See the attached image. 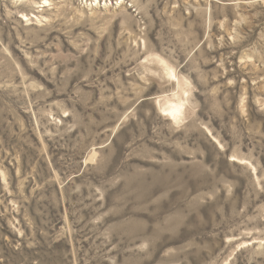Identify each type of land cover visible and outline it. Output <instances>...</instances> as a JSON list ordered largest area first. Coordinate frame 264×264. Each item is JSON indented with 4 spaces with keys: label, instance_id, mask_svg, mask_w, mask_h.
<instances>
[{
    "label": "rangeland",
    "instance_id": "1",
    "mask_svg": "<svg viewBox=\"0 0 264 264\" xmlns=\"http://www.w3.org/2000/svg\"><path fill=\"white\" fill-rule=\"evenodd\" d=\"M40 2L0 0V264H264V0Z\"/></svg>",
    "mask_w": 264,
    "mask_h": 264
},
{
    "label": "bare ground",
    "instance_id": "2",
    "mask_svg": "<svg viewBox=\"0 0 264 264\" xmlns=\"http://www.w3.org/2000/svg\"><path fill=\"white\" fill-rule=\"evenodd\" d=\"M52 1H54V0H41L40 3H37L38 4V8L46 9V7L51 6V2ZM22 17L24 19H27L24 15H22ZM166 75H168V70H167ZM177 83H179L178 80H177ZM166 104H167L166 105L167 108L165 107V109L161 111L162 114H163V116L166 117V119L168 121H171V122H174V123H179L180 122V118L183 116V113L185 111V108L183 106L182 100L181 99H177V102H170V101H168ZM158 105H159V103H158ZM229 159H230L229 161H231V162L234 161L231 158H229Z\"/></svg>",
    "mask_w": 264,
    "mask_h": 264
}]
</instances>
